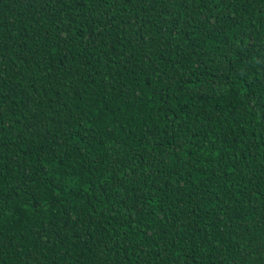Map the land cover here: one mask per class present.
Masks as SVG:
<instances>
[{"label": "trees", "instance_id": "16d2710c", "mask_svg": "<svg viewBox=\"0 0 264 264\" xmlns=\"http://www.w3.org/2000/svg\"><path fill=\"white\" fill-rule=\"evenodd\" d=\"M0 264H264V0H0Z\"/></svg>", "mask_w": 264, "mask_h": 264}]
</instances>
